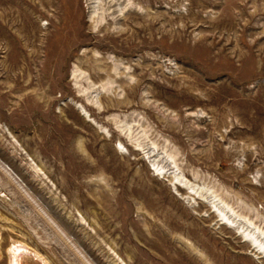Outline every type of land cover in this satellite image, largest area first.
Here are the masks:
<instances>
[{
    "label": "rangeland",
    "instance_id": "obj_1",
    "mask_svg": "<svg viewBox=\"0 0 264 264\" xmlns=\"http://www.w3.org/2000/svg\"><path fill=\"white\" fill-rule=\"evenodd\" d=\"M134 2L0 0V264H264V0Z\"/></svg>",
    "mask_w": 264,
    "mask_h": 264
},
{
    "label": "bare ground",
    "instance_id": "obj_2",
    "mask_svg": "<svg viewBox=\"0 0 264 264\" xmlns=\"http://www.w3.org/2000/svg\"><path fill=\"white\" fill-rule=\"evenodd\" d=\"M86 1H87V6L89 8V16H88L89 19L91 18L94 19L95 16L97 17L98 14H100L101 9L102 10L104 9V14L108 17V21H104L103 20L104 16L102 15L101 20L103 21V24L101 22L99 30L105 29L106 31H108L112 29L113 31H115V33L120 34L122 30L121 29L122 27H120V25H123L124 20H126V22L130 21L131 23L136 22L137 20H142L144 23L145 22L149 23L151 21L150 13L146 9L147 7H145L144 10L142 9V11L140 12L137 9V5L135 4L134 0H86ZM159 174L167 175V172L159 173ZM171 174L172 173H169L168 175L171 176ZM171 177L173 178V176ZM179 178L174 177V179L176 180L178 179L176 183H178L180 187H189L191 189H195L187 181L184 182L183 179L181 180ZM205 198L208 200V202H210L213 205V208H215L211 212L216 216L218 223L220 221L222 225L226 227L228 226L229 229L234 230L236 234L242 237L244 242L250 244V247L252 248L254 247L253 248L254 250L257 249L258 246H255L254 244L255 241L248 235V233H246V230L244 228L245 225L243 226L241 225V223H237V220H234L235 218H231L230 215L229 216L225 215L221 217V215H219L218 212L219 208L217 207V204H215V202L211 199V197L205 196ZM219 216L221 218H219ZM28 252L29 251L22 246L13 247V249L10 252L11 255L10 264H18L20 254L22 253L26 254Z\"/></svg>",
    "mask_w": 264,
    "mask_h": 264
}]
</instances>
